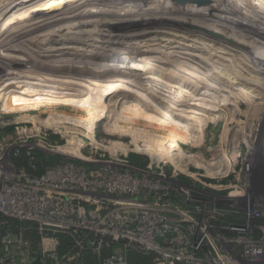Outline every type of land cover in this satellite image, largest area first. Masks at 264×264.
<instances>
[{"label": "rangeland", "instance_id": "obj_1", "mask_svg": "<svg viewBox=\"0 0 264 264\" xmlns=\"http://www.w3.org/2000/svg\"><path fill=\"white\" fill-rule=\"evenodd\" d=\"M239 1H230L232 13L226 10L222 25L209 27L196 16H177L167 0H0V98L28 82L35 96L50 104L37 111L7 112L0 100V156L30 148L38 163L75 167L86 185L78 195L103 199L100 216L128 199L141 206L132 207L133 217L148 214L172 225L180 222L177 236L168 242L184 243L192 226L187 219L218 222L241 208L249 224L209 229L212 255L231 256L239 260L235 264H264V242L255 249L261 255L247 249L248 242L264 237V29L257 34L262 46L240 38L253 32L241 25L242 19L264 24V0ZM8 4L14 7L8 9ZM206 31L216 36L210 38ZM53 86L70 91L69 99L76 93L80 102L59 103ZM166 110L172 112L167 118ZM222 110L225 121L208 122L209 115ZM29 114L39 117L35 124L25 122ZM86 116L91 121L80 123ZM119 116L127 121L119 122ZM179 120L184 122L178 128ZM188 134L201 138L194 142ZM154 148L200 157L209 174L221 175L212 177L193 165L179 171L160 161L155 150L146 151ZM219 156L223 167L217 169L214 159ZM124 176L138 184L132 193L106 189ZM252 226H258L256 237L248 235ZM194 259L195 264H218L210 256L211 262L204 261L198 252Z\"/></svg>", "mask_w": 264, "mask_h": 264}, {"label": "built area", "instance_id": "obj_2", "mask_svg": "<svg viewBox=\"0 0 264 264\" xmlns=\"http://www.w3.org/2000/svg\"><path fill=\"white\" fill-rule=\"evenodd\" d=\"M33 154L29 148L0 156V264H32V256L39 264H85V252L98 264H128L127 251L153 255V264H195L196 252L207 262L212 257L218 264L239 263L231 256L212 255L208 221L187 219L192 226L182 243L167 241L169 236H177L180 222L172 225L165 217L148 214L133 217L132 207L141 206L132 200L121 198L126 201L121 208L100 216V195H78L86 186L76 176L78 169L48 167ZM105 187L112 193L127 194L138 184L124 176ZM257 228H249L248 235L258 236ZM263 238L248 242L251 254L261 255L255 249Z\"/></svg>", "mask_w": 264, "mask_h": 264}, {"label": "bare ground", "instance_id": "obj_3", "mask_svg": "<svg viewBox=\"0 0 264 264\" xmlns=\"http://www.w3.org/2000/svg\"><path fill=\"white\" fill-rule=\"evenodd\" d=\"M26 1V0H25ZM30 1V0H29ZM231 2H232V0H230ZM230 1L228 0L227 1V4H226V0H210V4L208 5V6H203V7H198V6H196V5H193V4H184V5H179V4H176V3H173V2H171L170 0H168L167 2H168V4L170 5V7H171V9H172V11H174V12H176V14H177V16L178 15H181V16H184V15H192L191 17H193V16H196V17H198V19H199V21H202V22H205V23H208V24H210L209 25V27L210 26H213V27H216V26H220V25H222L223 23H224V21H225V14H226V10L228 11V12H230V13H232L230 10H232V8H230L231 7V5H230ZM15 2V1H14ZM166 2V1H165ZM238 2H240L239 0H238ZM12 3H13V1H12ZM237 3V2H236ZM166 4L167 3H165V6H166ZM234 4V3H233ZM9 5V4H8ZM6 6V8L8 7V9H10V7H14V5H9V6ZM168 6V5H167ZM7 9V10H8ZM163 9V8H162ZM168 9H170V8H168ZM170 9V10H171ZM3 12L5 11V8H2L1 9ZM160 10V9H159ZM156 11V10H155ZM249 11H251V10H249ZM171 12V11H170ZM169 12V13H170ZM242 12H244V9L242 8ZM163 13V12H162ZM4 14V13H3ZM175 14V13H174ZM1 15H2V13H1ZM150 16V15H149ZM165 16V15H164ZM147 17V16H146ZM189 17V16H188ZM149 18V17H148ZM194 18V17H193ZM226 18H228L227 16H226ZM160 19V18H159ZM42 20V19H41ZM148 20V19H147ZM151 20V19H150ZM154 20H156V19H154ZM227 20V19H226ZM229 20V19H228ZM228 20H227V22H228ZM145 20L143 19V22H144ZM170 21H172V20H170ZM242 21H244V22H241V25L242 24H244L245 23V25H246V27L247 26H249L252 30L251 31H253V32H249L250 33V37L247 35H245V36H243L242 34H241V36H240V38H241V40H243V37L245 38V39H248L249 41H252L253 43L252 44H258L259 43V45L260 46H262V43H261V41H259V39L257 38V34H259V31H262V29H264V24H262V22H258L257 20H253L254 21V23L257 25V26H253V24L252 23H250V22H248L247 20H245V19H242ZM153 22H155V21H152L151 23H153ZM220 22H221V24H220ZM223 22V23H222ZM142 23V22H141ZM141 23H139V24H141ZM150 22H149V25L151 24ZM27 24V23H26ZM138 24V25H139ZM170 24V23H169ZM173 24V23H172ZM147 25V24H146ZM232 25V24H231ZM230 25V26H231ZM240 25V24H239ZM244 25V26H245ZM227 26V25H226ZM243 26V25H242ZM207 27V26H206ZM231 27H233L234 28V25L233 26H231ZM231 27H229V28H231ZM259 27V28H258ZM197 28V27H196ZM226 28H228V27H226ZM225 28V29H226ZM232 28V29H233ZM244 28V27H243ZM213 29V28H212ZM195 30H197V29H195ZM239 30V29H238ZM259 30V31H258ZM192 31H194L193 29H192ZM227 31H229V30H227ZM241 31V30H240ZM239 31V32H240ZM189 32V31H188ZM191 32V31H190ZM197 32H198V30H197ZM207 32V31H206ZM226 32V31H225ZM244 32V31H243ZM147 33V32H146ZM227 33V32H226ZM229 33V32H228ZM227 33V34H228ZM240 33H242V32H240ZM247 33H248V31H247ZM152 35H153V33H151ZM158 34V33H157ZM191 34H193V33H191ZM198 34V33H197ZM207 35L209 34V37L210 38H213L214 36H216V35H214L213 36V34H212V32H207L206 33ZM253 34V35H252ZM160 35V34H159ZM194 35V34H193ZM193 35H191V36H193ZM144 36H146L147 38H150L149 36H147L146 34L144 35ZM254 36V37H253ZM208 37V38H209ZM225 37V36H224ZM154 38V37H153ZM159 38V37H158ZM225 38H227V36L225 37ZM239 38V39H240ZM146 39V38H145ZM162 39V38H161ZM36 40V39H35ZM148 40V39H147ZM211 40V39H210ZM214 40V39H213ZM156 41V40H155ZM154 41V42H155ZM206 41H209V39H207ZM147 42H149V41H147ZM168 42V41H167ZM175 42V41H174ZM173 42V43H174ZM159 43V42H158ZM160 43H161V41H160ZM171 44V43H170ZM171 46V45H170ZM186 46V45H185ZM188 46V45H187ZM1 47V46H0ZM190 47H195V46H190ZM262 47H264V46H262ZM201 49H203V48H201ZM152 50V49H151ZM100 51H102V50H100ZM174 54V53H173ZM121 55V54H120ZM28 57V56H27ZM29 58V57H28ZM62 58V57H61ZM226 58V57H225ZM256 58V57H255ZM22 59V58H21ZM44 59V58H43ZM62 60V59H61ZM64 60V59H63ZM80 60V59H79ZM83 60V59H82ZM112 60V59H111ZM258 60V59H257ZM31 62V61H30ZM81 62V61H80ZM88 62H89V60H88ZM97 62V61H96ZM120 62V61H119ZM82 63V62H81ZM80 63V64H81ZM90 63V62H89ZM95 63V62H94ZM102 63V62H101ZM235 63V62H234ZM34 64V63H33ZM93 64V63H92ZM35 65V64H34ZM85 65V64H84ZM89 65V64H88ZM87 65V66H88ZM91 65V64H90ZM101 65V64H100ZM231 65V64H230ZM238 65V64H237ZM74 66V65H73ZM93 66V65H92ZM127 66V65H126ZM233 66V65H232ZM15 67V66H14ZM94 67V66H93ZM124 67H125V65H124ZM241 67V66H240ZM79 68V67H78ZM131 68V67H130ZM84 69V68H83ZM82 69V70H83ZM115 69H118V68H115ZM128 69V68H127ZM135 69V68H134ZM27 70V69H26ZM54 70V69H53ZM81 70V69H80ZM103 70V69H102ZM256 70V69H255ZM14 71V70H13ZM74 71V70H73ZM87 71V70H86ZM91 71H93V69L91 70ZM29 72H31V71H29ZM29 72L27 73V74H29ZM55 72V71H54ZM57 72V71H56ZM75 72V71H74ZM26 74V73H25ZM46 74V73H45ZM93 74V73H92ZM100 74V73H99ZM13 75V74H12ZM11 75V76H12ZM60 75V74H59ZM26 76V75H25ZM28 76V75H27ZM29 77V76H28ZM85 77H86V75H85ZM87 77H89V76H87ZM11 78H16V77H11ZM10 78V79H11ZM45 78H46V76H45ZM12 79V80H13ZM18 79V78H17ZM28 79V78H27ZM29 79H33V78H31V77H29ZM28 79V80H29ZM50 79H53V78H50ZM64 79V78H63ZM62 80V79H61ZM66 80V79H65ZM31 81V80H30ZM33 81V80H32ZM44 81V80H43ZM67 81H69V79L67 80ZM76 81V80H75ZM22 82V81H21ZM25 82V81H24ZM77 82V81H76ZM2 83H3V81H2ZM23 83V82H22ZM26 84H24L23 83V86H22V84L21 85H18V86H14L15 88H16V91L14 92V91H12V92H10L9 94H4L5 95V97L3 98L2 97V99L0 98V100H1V105H2V109H3V111L5 110V111H7V112H23V111H27V110H35V111H37V110H39V109H41V108H46V107H48L50 104H48V101L45 99V97L44 98H41V99H38L39 97H36L35 96V94H36V92L37 91H35V89H32L31 88V84L30 83H28V82H25ZM31 83H33V82H31ZM19 84V83H18ZM34 84V83H33ZM72 85V84H71ZM13 87V88H14ZM73 87V86H72ZM14 88V89H15ZM51 88H53L52 90H53V92H54V95L53 94H50L51 92H49L48 94H50V95H53L55 98H58V97H60L61 99L59 100H57L56 99V101H58L59 103H67L68 105H70V104H72V101L76 104L77 102H80V100L79 99H75V98H79V95H76V93H75V95H73L72 93V96H75V98L74 99H69V96H70V94H69V92L68 93H64V92H62V91H58V90H56L55 88H54V86L53 87H51ZM73 88H75V87H73ZM13 89V90H14ZM60 90V89H59ZM137 90V89H136ZM19 91H21V92H19ZM75 91V90H74ZM149 91V90H148ZM47 94V93H46ZM168 94H170V93H168ZM2 95H3V93H2ZM143 96V95H142ZM156 96V95H155ZM131 98L130 99H134V97L133 96H130ZM129 99V100H130ZM136 100V99H135ZM157 100V99H156ZM142 102V101H141ZM159 102V101H158ZM70 103V104H69ZM154 103H156V102H154ZM140 104V103H139ZM141 105V104H140ZM76 106H77V104H76ZM76 106H74V107H76ZM136 106V105H135ZM132 107H134V105L132 106ZM151 108H153L152 107V105L150 106ZM1 109V108H0ZM1 109V110H2ZM47 109V108H46ZM160 109V108H159ZM141 110V109H140ZM154 110V109H153ZM152 110V111H153ZM134 112V111H133ZM139 112V111H138ZM159 112V111H158ZM158 112H155V111H153V113H154V115L155 114H157ZM152 113V114H153ZM171 113L172 112H167V110H166V112L165 113H163V115H165V117L167 118V116H170L171 115ZM193 113V112H192ZM27 114V113H26ZM137 114V113H136ZM149 114V113H148ZM190 114V113H189ZM196 114V113H195ZM24 115V114H23ZM140 115V114H139ZM196 116V115H195ZM206 116H208V115H206ZM226 112L224 111V110H222V111H219V112H216V113H214L213 115H209L207 118H210L209 119V121L208 122H211V123H216V122H223V121H225L226 120ZM18 117V116H17ZM59 117H61V116H59ZM58 117V118H59ZM125 117V118H124ZM124 117H122V116H119V117H117V120L120 122V121H127V118H126V116H124ZM149 117V116H148ZM197 117V116H196ZM19 118V117H18ZM39 117H37L36 116V114H29V115H27L26 117H25V122L26 123H29V124H35V122H36V120L38 119ZM22 119H24V118H22ZM75 119V118H74ZM193 119V118H192ZM197 119V118H196ZM15 120V119H14ZM20 120H21V118H20ZM164 120H166V119H164ZM188 121V123H186V124H188V126L189 125H191V123H192V121L190 120V119H187ZM22 121V120H21ZM62 121V120H61ZM85 121H86V123L87 122H90L91 120H89L88 119V116H86V118H84V119H81L80 120V123H85ZM168 121V120H167ZM17 122V121H16ZM54 122H56L55 120H54ZM183 122L184 121H180L179 120V122H178V125H177V127L179 128V126H182V124H183ZM51 124L52 125V123H53V121L52 120H49V122H48V124ZM56 124L58 125L59 123H55V126H56ZM116 124V123H115ZM260 124V123H259ZM83 125V124H82ZM88 125H90V124H88ZM42 126V125H41ZM80 126V125H79ZM84 126V125H83ZM187 126V125H186ZM187 126V127H188ZM45 127V126H44ZM47 127V126H46ZM124 127V126H123ZM129 127V126H128ZM195 127V126H194ZM193 127V125H192V129L194 128ZM260 127V126H259ZM49 128V127H48ZM66 128V127H65ZM189 128V127H188ZM51 129V128H50ZM53 129V128H52ZM88 129H90V127L88 128ZM128 128H126V130H127ZM191 129V128H190ZM117 130V129H116ZM115 130V131H116ZM129 130H131V129H129ZM262 130V129H261ZM109 130H107V132H108ZM128 131V130H127ZM197 131V130H196ZM259 131V130H258ZM263 131V130H262ZM59 132V131H58ZM88 132V131H87ZM118 132H120V131H118ZM122 132V131H121ZM110 133H111V131H110ZM123 133V132H122ZM125 133V132H124ZM127 133H130L129 131L127 132ZM188 133H190V132H188ZM194 133V132H193ZM197 134V133H196ZM195 134V135H196ZM199 134V133H198ZM186 135V134H185ZM185 135L182 137V139L185 137ZM188 135H193V134H188ZM193 135V140H194V142H195V139L198 141L201 137H200V135ZM259 135V134H258ZM261 135V134H260ZM262 136V135H261ZM187 137V136H186ZM196 137V138H195ZM200 137V138H199ZM179 138V137H178ZM189 138H191V136H189ZM195 138V139H194ZM192 139H190V140H192ZM190 143H191V141H190ZM132 144H136V143H132ZM193 144V143H192ZM195 144H197V143H195ZM195 144H193V145H195ZM198 144H199V142H198ZM197 144V145H198ZM148 145V144H147ZM128 146V145H127ZM157 146V145H156ZM126 147V146H125ZM124 147V148H125ZM140 147V146H139ZM160 147V146H159ZM163 147V146H162ZM161 147V148H162ZM140 148H143V149H147L145 146H141ZM155 150V153H157V157H159L160 158V161L162 160L163 162H165V163H169V164H171L172 166H174L175 167V169H177V170H179V171H184V170H186V167L187 166H189V165H193V166H196V167H199V168H201V169H205L204 171H206V174H208V175H210V176H212V177H215V176H218L219 174H220V172H214L213 171V173L211 172V174H209L208 172L210 171V169H208V167H207V165L205 164V161H203V159H201L200 157H185L183 154H181V153H178V154H180V155H176V156H173V154L171 153V152H169V151H167V148L166 149H160V148H154V149H148V150H146V151H154ZM214 158V157H213ZM215 161H216V164H215V167H217V169L219 168L220 169V167H221V165H222V167H223V163H222V156L220 157H216V159H214ZM224 160V159H223ZM207 161V160H206ZM210 161V160H209ZM211 161H212V159H211ZM210 161V162H211ZM209 162V163H210ZM209 166H211V165H209ZM214 166V165H213ZM221 167V168H222ZM227 167V166H226ZM216 171V170H215ZM220 171H222V170H220ZM223 171H224V173L223 174H226L227 173V171H228V169L226 168V170L223 168ZM205 173V172H204ZM205 175V174H204ZM207 175V176H208ZM221 175V174H220ZM244 207H245V211H249V209H247L248 207H249V205L248 204H246V205H243ZM254 208V207H253ZM241 208H239L238 210H240ZM244 209V208H243ZM252 211H254V212H256V213H259V211L257 210H255V208L254 209H252ZM263 242H264V238H263Z\"/></svg>", "mask_w": 264, "mask_h": 264}, {"label": "flooded vegetation", "instance_id": "obj_4", "mask_svg": "<svg viewBox=\"0 0 264 264\" xmlns=\"http://www.w3.org/2000/svg\"><path fill=\"white\" fill-rule=\"evenodd\" d=\"M229 207H233V205L229 206ZM209 208V206H208ZM207 208V209H208ZM234 211H232L233 213ZM237 215V216H236ZM220 217L222 215H219ZM229 216V215H228ZM221 217V220H219L218 222L215 221H208V227L209 229H211L212 226L214 225H218V228H222V229H228L229 227L232 226H236V227H244L245 224H249L248 220H250V218L245 217V215L238 209L235 210L234 214H231L230 217ZM234 224V225H233ZM251 224L256 225L257 221H253ZM258 227V226H255ZM246 236V235H245Z\"/></svg>", "mask_w": 264, "mask_h": 264}, {"label": "trees", "instance_id": "obj_5", "mask_svg": "<svg viewBox=\"0 0 264 264\" xmlns=\"http://www.w3.org/2000/svg\"><path fill=\"white\" fill-rule=\"evenodd\" d=\"M50 159L51 158L48 157V160ZM126 258L128 264H153V255H142L132 251H127ZM84 259H85V264H98L97 259L89 255V253L86 252L84 253Z\"/></svg>", "mask_w": 264, "mask_h": 264}, {"label": "water", "instance_id": "obj_6", "mask_svg": "<svg viewBox=\"0 0 264 264\" xmlns=\"http://www.w3.org/2000/svg\"><path fill=\"white\" fill-rule=\"evenodd\" d=\"M170 1L179 5L193 4L198 7L208 6L210 4V0H170ZM31 258H32V264H39V260L36 256H32Z\"/></svg>", "mask_w": 264, "mask_h": 264}]
</instances>
